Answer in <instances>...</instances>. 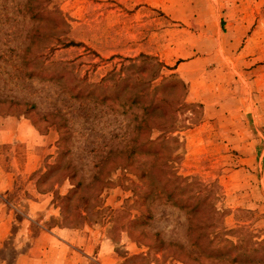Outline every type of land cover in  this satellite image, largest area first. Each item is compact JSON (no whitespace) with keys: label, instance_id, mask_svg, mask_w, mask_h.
I'll use <instances>...</instances> for the list:
<instances>
[{"label":"rangeland","instance_id":"374dc122","mask_svg":"<svg viewBox=\"0 0 264 264\" xmlns=\"http://www.w3.org/2000/svg\"><path fill=\"white\" fill-rule=\"evenodd\" d=\"M38 3L34 19V1L0 0V129L22 124L23 134L33 131L13 142L0 139V264H183L160 252L147 255L149 247L130 238L127 228H143L129 222L141 215L131 186L137 177L121 180L120 168L111 175V147L122 146L111 135V104L77 102L57 83L29 78L25 62L49 55L74 62L93 81L141 53L176 66L163 73L186 81L189 106L178 115L175 169L212 187L227 238L264 245V100L251 72L264 60L245 47L253 34L264 46V0ZM71 40L81 44L65 47ZM57 113L74 133L62 164L71 161L81 182L76 205L87 219L76 226V210L68 207L66 218L62 209L73 187L67 170L44 176L59 159ZM108 178L100 200H92ZM154 214L144 227L148 236L160 232L190 249L185 212L158 204Z\"/></svg>","mask_w":264,"mask_h":264},{"label":"trees","instance_id":"16d2710c","mask_svg":"<svg viewBox=\"0 0 264 264\" xmlns=\"http://www.w3.org/2000/svg\"><path fill=\"white\" fill-rule=\"evenodd\" d=\"M32 1L31 16L39 19L41 5L39 0ZM79 44L71 40L64 46ZM25 64L29 78L57 83L72 100L111 104L115 119L111 135L122 144L121 147H111V175L120 168L125 171L121 180H128L127 174L137 177V181H131V186L141 215L129 222L143 228L135 232L127 228V231L133 241L149 247L147 255L160 252L164 257L183 264H203L202 257L227 264H264L263 242L251 238L234 242L227 238L228 233L221 229L212 187L196 177L179 175L175 169V158L182 145L178 115L189 106L186 102L189 91L186 81L176 73H163L165 68L174 70L176 66L169 67L158 56L141 53L127 58L119 68L112 69L101 80L93 81L87 74L79 75L74 62L55 60L50 55L47 60L29 59ZM55 116L59 118L54 122L60 132L59 159L56 164L49 165L44 176L53 175L61 167L67 170L65 176L71 180L73 187L64 198L62 209L66 218L68 207L76 210V226L81 219H87L81 212L82 206L76 205L75 195L81 182L74 181L77 170L71 161L62 164V159L71 151L74 133L69 119L58 113ZM94 179L99 180L100 177L95 175ZM109 181V178L105 180L101 189L91 197L92 200H100ZM158 204L169 205L187 214L190 249L183 243L167 241L160 232L147 235L144 227L154 220V206ZM97 206L93 205L94 208ZM193 249L197 251V256H194Z\"/></svg>","mask_w":264,"mask_h":264},{"label":"crops","instance_id":"0c3cea01","mask_svg":"<svg viewBox=\"0 0 264 264\" xmlns=\"http://www.w3.org/2000/svg\"><path fill=\"white\" fill-rule=\"evenodd\" d=\"M259 40L257 39V37L253 34L251 36L250 39H248V41L246 40V48L251 47L253 50V54H258L259 55V60L263 61L264 60V46L261 44H258ZM252 45V46H251ZM255 48V50H254ZM260 54H262V56H260ZM252 59V58H251ZM251 72L253 74L256 75L255 78V89L257 91H259L261 93V99L264 100V64H259L256 68H254L253 70H251ZM264 106V103H263ZM22 124L20 126H18L17 128H15L12 132H9V130L4 131V128L0 129V139L2 140L1 142H13L16 139H21L22 136L25 135V138L30 137L33 135V131L32 129H27V135L26 133H22ZM64 243L68 244V242L64 241ZM65 244V245H66ZM64 248V247H63Z\"/></svg>","mask_w":264,"mask_h":264}]
</instances>
